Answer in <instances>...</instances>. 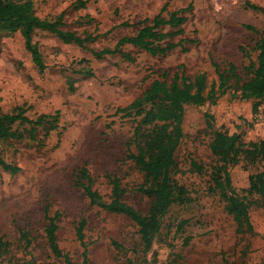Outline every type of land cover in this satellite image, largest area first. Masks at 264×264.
Returning a JSON list of instances; mask_svg holds the SVG:
<instances>
[{"label":"rangeland","instance_id":"1","mask_svg":"<svg viewBox=\"0 0 264 264\" xmlns=\"http://www.w3.org/2000/svg\"><path fill=\"white\" fill-rule=\"evenodd\" d=\"M77 1L33 0L39 17L54 20L63 13V29L96 36L78 46L36 30L33 41L46 66L43 71L33 63L20 32L0 31L1 111L10 113L21 106L30 118L60 111L57 128L47 136L45 127H37L33 140L30 126L16 123L13 127L24 137L0 139L1 156L20 167L12 175L0 166V236L10 243L8 250L0 251V264H65L48 248L45 206L51 215L60 213L57 241L72 264H84V246L76 234L81 219L85 220L86 264H264V197L254 195L257 203L249 208L254 233H237V223L212 180L213 168L219 164L209 148L212 130L237 133L245 142L264 139V105L253 113L254 101L239 98L234 79L215 104L184 105L183 136L174 153L177 169L170 175L185 187L186 200L169 207L149 250H144L132 219L91 204L75 181L77 169L87 167L93 188L108 202L107 176H116L126 190L123 201L146 213L152 198L136 191L144 173L127 158L128 149L136 151L133 134L140 116L127 117L116 109L139 97L156 78L170 84L175 72L191 78L204 73L209 86L217 81L214 63L221 71L233 63L243 81L248 77L244 66L250 59L256 61V42L264 36V0H86L83 7ZM189 4L192 7L181 25L184 33L166 39H194L184 43L186 51L176 47L153 56L125 44L121 48L133 61L119 53L99 59L92 54L134 35L142 26L138 21L150 23L163 7L161 14L168 17ZM162 30L175 29L164 26ZM205 113L214 117L212 129ZM140 131L146 132V127ZM193 161L203 169L197 171ZM262 168V162L230 166L232 185L248 187L250 175ZM22 230L31 239L27 248L20 239Z\"/></svg>","mask_w":264,"mask_h":264},{"label":"trees","instance_id":"2","mask_svg":"<svg viewBox=\"0 0 264 264\" xmlns=\"http://www.w3.org/2000/svg\"><path fill=\"white\" fill-rule=\"evenodd\" d=\"M78 6L83 7L86 0H78ZM189 4L185 8L169 12L168 17L162 16V11L156 14L150 21L143 19L138 21L142 26L134 35L119 38L113 48L105 47L100 50H92L96 58L105 55L121 54L129 61L133 57L122 50L125 44H131L144 49L155 56L166 54L168 51L181 47L183 51L187 48L185 42H194L192 38L181 39L178 42H167V38L178 36L184 33L181 25L186 22V12L191 9ZM251 7L258 9L251 4ZM123 25L129 26L127 22ZM63 13L54 20L41 18L35 13L33 0H0V31L12 34L20 32L24 45L30 53L33 63L40 71L45 69V64L37 44L33 41V34L36 30H43L55 34L64 43H74L78 46H85L93 42L96 36L87 34L81 36L74 31L63 29ZM170 26L175 30L164 32L162 28ZM248 29L259 32L252 25H245ZM163 42V44H162ZM256 61L250 59L244 66L246 77H241L236 72L237 68L233 63H228L226 70H220L214 63L217 81L209 86L206 83L204 73H198L193 78L186 76L183 72H175L170 84L165 78L154 79L145 91L125 107H118L116 113L123 112L125 116H140V123L135 127L133 144L136 151L128 149L127 158L133 160L140 171L144 173V181L136 187V191L151 197V204L146 213H141L122 199L126 190L121 186L119 178L107 176L111 184L110 201H103L101 194L93 188V177L87 167L77 169L75 181L80 186L91 204H98L102 208L115 213L128 216L138 226L140 242L145 251L152 247L153 241L162 226V218L173 203H183L186 200V189L171 177V172L177 169V162L174 159L175 150L183 136L182 120L184 117V105H203L206 102L215 104L225 94L230 86L231 79L235 80L236 90L239 98L253 100L252 110L257 113L264 105V36L261 35L256 42ZM245 57H249L248 51L241 46ZM87 75H93L92 70H86ZM167 72L163 73V77ZM71 91L74 84L68 78ZM60 111L52 114H39L36 118L25 115V109L16 107L10 113H4L0 109V139L23 138L24 135L13 125L28 124L30 126L29 138L35 140L37 127H45V135L57 128ZM209 128H213L214 117L205 113ZM47 125V127H46ZM146 127V132H141V127ZM209 148L213 156L218 160L217 166L213 168L212 180L214 188L219 189L226 201L225 209L232 215L237 223V233H254V227L250 220L249 208L257 203L254 195L264 197V139L245 142L237 133H228L214 129ZM246 161L248 164L257 162L263 163V168L249 177V186L236 189L232 185L229 167ZM197 171L203 168L195 161L192 162ZM0 166L3 170L12 175L20 171V167L8 163L0 154ZM45 235L50 251L58 257H63L65 264H72L69 256L62 251L57 241V230L59 228V212L49 213V207L44 208ZM85 220L81 219L76 230L77 238L84 246V264L87 262L86 246L83 242V228ZM20 239L25 242L27 248L31 239L26 231L20 232ZM10 243L0 236V251L8 250Z\"/></svg>","mask_w":264,"mask_h":264}]
</instances>
